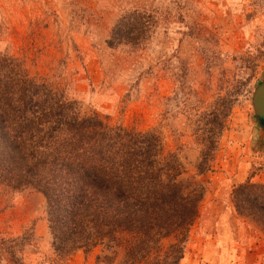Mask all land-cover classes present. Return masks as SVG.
Returning <instances> with one entry per match:
<instances>
[{
    "label": "rangeland",
    "instance_id": "obj_1",
    "mask_svg": "<svg viewBox=\"0 0 264 264\" xmlns=\"http://www.w3.org/2000/svg\"><path fill=\"white\" fill-rule=\"evenodd\" d=\"M135 9L151 15L144 42L108 46L114 23ZM1 51L58 82L82 111L156 130L183 178L203 184L179 264H264V234L231 196L247 179L264 183L249 103L264 76V0H0ZM226 110L212 168L199 175L201 138ZM99 254L57 255L43 196L0 185V264H106Z\"/></svg>",
    "mask_w": 264,
    "mask_h": 264
},
{
    "label": "trees",
    "instance_id": "obj_2",
    "mask_svg": "<svg viewBox=\"0 0 264 264\" xmlns=\"http://www.w3.org/2000/svg\"><path fill=\"white\" fill-rule=\"evenodd\" d=\"M150 18L136 9L124 13L107 45H141ZM228 114L201 133L199 175L212 168ZM184 173L156 130L82 111L58 82L33 73L26 59L0 52V185L43 196L57 255L100 248V263L179 264L205 190ZM231 196L238 214L264 234V183L247 179Z\"/></svg>",
    "mask_w": 264,
    "mask_h": 264
},
{
    "label": "water",
    "instance_id": "obj_3",
    "mask_svg": "<svg viewBox=\"0 0 264 264\" xmlns=\"http://www.w3.org/2000/svg\"><path fill=\"white\" fill-rule=\"evenodd\" d=\"M249 103L256 138L264 141V76L252 87Z\"/></svg>",
    "mask_w": 264,
    "mask_h": 264
}]
</instances>
